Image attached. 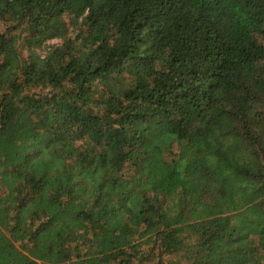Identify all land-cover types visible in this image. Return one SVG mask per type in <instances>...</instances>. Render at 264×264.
<instances>
[{
	"label": "trees",
	"instance_id": "1",
	"mask_svg": "<svg viewBox=\"0 0 264 264\" xmlns=\"http://www.w3.org/2000/svg\"><path fill=\"white\" fill-rule=\"evenodd\" d=\"M0 264H264V0H0Z\"/></svg>",
	"mask_w": 264,
	"mask_h": 264
},
{
	"label": "rangeland",
	"instance_id": "2",
	"mask_svg": "<svg viewBox=\"0 0 264 264\" xmlns=\"http://www.w3.org/2000/svg\"><path fill=\"white\" fill-rule=\"evenodd\" d=\"M57 40H52V42H56Z\"/></svg>",
	"mask_w": 264,
	"mask_h": 264
}]
</instances>
